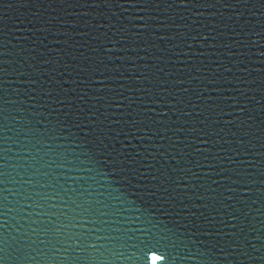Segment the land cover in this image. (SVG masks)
Returning <instances> with one entry per match:
<instances>
[{
  "label": "water",
  "instance_id": "95a60500",
  "mask_svg": "<svg viewBox=\"0 0 264 264\" xmlns=\"http://www.w3.org/2000/svg\"><path fill=\"white\" fill-rule=\"evenodd\" d=\"M0 264H264V0H0Z\"/></svg>",
  "mask_w": 264,
  "mask_h": 264
},
{
  "label": "snow or ice",
  "instance_id": "6c2138e0",
  "mask_svg": "<svg viewBox=\"0 0 264 264\" xmlns=\"http://www.w3.org/2000/svg\"><path fill=\"white\" fill-rule=\"evenodd\" d=\"M156 259V257H153V260H155Z\"/></svg>",
  "mask_w": 264,
  "mask_h": 264
}]
</instances>
